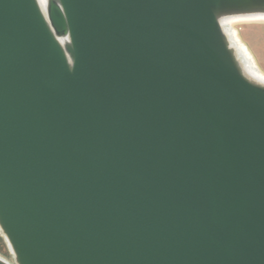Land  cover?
I'll list each match as a JSON object with an SVG mask.
<instances>
[{
	"label": "water",
	"instance_id": "95a60500",
	"mask_svg": "<svg viewBox=\"0 0 264 264\" xmlns=\"http://www.w3.org/2000/svg\"><path fill=\"white\" fill-rule=\"evenodd\" d=\"M238 14L264 0H0L16 264H264V83L223 28Z\"/></svg>",
	"mask_w": 264,
	"mask_h": 264
},
{
	"label": "rangeland",
	"instance_id": "374dc122",
	"mask_svg": "<svg viewBox=\"0 0 264 264\" xmlns=\"http://www.w3.org/2000/svg\"><path fill=\"white\" fill-rule=\"evenodd\" d=\"M243 42L250 50L251 63L264 72V21H242L235 24ZM254 59V60H253ZM0 258L16 264L10 244L0 229Z\"/></svg>",
	"mask_w": 264,
	"mask_h": 264
},
{
	"label": "bare ground",
	"instance_id": "6f19581e",
	"mask_svg": "<svg viewBox=\"0 0 264 264\" xmlns=\"http://www.w3.org/2000/svg\"><path fill=\"white\" fill-rule=\"evenodd\" d=\"M39 1L44 6L46 0ZM242 21H264V14H238L227 16L222 19L223 28L225 29L230 43L234 47L244 69L253 79L264 83V72L257 69V67H254V63H251L250 59L248 58L251 56L250 50L247 48L239 32L236 30L235 24Z\"/></svg>",
	"mask_w": 264,
	"mask_h": 264
}]
</instances>
